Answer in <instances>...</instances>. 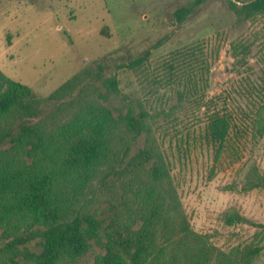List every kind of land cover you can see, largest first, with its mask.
<instances>
[{"label":"rangeland","instance_id":"rangeland-1","mask_svg":"<svg viewBox=\"0 0 264 264\" xmlns=\"http://www.w3.org/2000/svg\"><path fill=\"white\" fill-rule=\"evenodd\" d=\"M193 1L0 0V71L30 87L43 114L74 74L100 65L115 75L149 113L195 240L179 231L166 264H264V15L238 23L225 0H205L177 22ZM146 52L143 65L118 69ZM213 111L233 120L227 161L205 137ZM101 253L93 246L72 264Z\"/></svg>","mask_w":264,"mask_h":264},{"label":"trees","instance_id":"trees-1","mask_svg":"<svg viewBox=\"0 0 264 264\" xmlns=\"http://www.w3.org/2000/svg\"><path fill=\"white\" fill-rule=\"evenodd\" d=\"M203 1L177 8L175 20ZM225 2L238 23L264 15V0ZM48 101L55 106L43 114L41 98L0 71V264H72L93 246L103 253L92 264H166L179 231L195 242L149 113L121 92L115 75L107 80L100 65L76 73ZM232 128L227 112L207 117L215 159L236 153Z\"/></svg>","mask_w":264,"mask_h":264}]
</instances>
